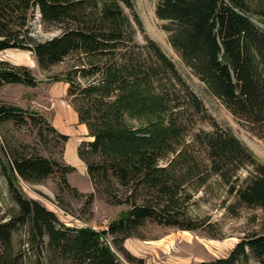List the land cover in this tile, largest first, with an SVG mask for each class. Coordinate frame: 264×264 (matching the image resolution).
Here are the masks:
<instances>
[{"label":"trees","instance_id":"obj_1","mask_svg":"<svg viewBox=\"0 0 264 264\" xmlns=\"http://www.w3.org/2000/svg\"><path fill=\"white\" fill-rule=\"evenodd\" d=\"M37 9L61 33L41 41L29 35L25 27ZM156 14L167 21L170 43L184 63L264 138V0H158ZM8 48L32 51L41 68L71 61L63 80L91 137L81 141L78 155L95 190L129 207L107 231L69 227L24 195L17 180L41 182L61 171L68 187L66 173L74 166L7 148L0 172L14 204L4 209L0 202V264H125L104 234L127 264H145L124 242L140 236L147 222L217 235L209 217L191 212L196 195L212 192L215 184L227 187L223 203L233 215L242 206L264 208V161L211 115L174 60L146 34L134 0H0V50ZM38 82L28 66L0 60V88ZM37 115L0 100V122L29 118L42 134ZM199 120L213 129L187 140ZM51 130L68 141V134ZM94 197L92 192L88 201ZM252 260L264 264V225L227 256L196 264Z\"/></svg>","mask_w":264,"mask_h":264},{"label":"rangeland","instance_id":"obj_2","mask_svg":"<svg viewBox=\"0 0 264 264\" xmlns=\"http://www.w3.org/2000/svg\"><path fill=\"white\" fill-rule=\"evenodd\" d=\"M134 2L146 34L155 39L174 60L187 82L203 99L211 115L222 126L230 128L264 161V138L259 137L246 122L235 117L208 90L206 84L184 63L170 43L169 32L165 29L167 21L160 19L156 14L158 0ZM25 29L39 41L61 33L60 29L43 22L38 9L34 16H30ZM138 37L141 41L144 40L142 33H139ZM0 60L9 61L14 65H26L37 77L39 82L36 87L22 84L4 85L0 89V100L38 114L43 130L42 134L39 133L29 118L23 124L13 120L1 121L0 165L2 160L6 161L5 150L10 148L20 155L39 154L74 166L66 173L68 187L63 183L61 171L36 183L19 179L17 185L24 195L40 200L47 208L55 211L67 226L91 227L100 233L107 231L110 223L129 206L111 203L104 192L96 191L85 161L78 156L79 143L91 137L88 135V128L74 117V115L77 117V111L68 95L69 83L63 80L71 61L66 59L49 68H41L34 53L21 48L0 50ZM132 122L138 124L135 120ZM51 126L62 133H67L68 141L60 139L57 133L51 130ZM212 129L211 122L199 120L187 136V140H191L192 134L196 131ZM241 173L245 177L249 172L243 169ZM213 188L212 192L200 191L196 195L197 203L191 206V212L200 218L209 217L217 235H210L203 229L182 230L147 222L140 229V236L125 240L126 249L133 255L143 258L145 264H196L227 256L245 235L262 230L264 208L242 206L239 213L233 215L226 210L223 203V200L228 198L227 187L215 184ZM92 192L95 193V197L93 202H89L88 197ZM231 201L232 196L229 197L227 204ZM0 202L4 209L14 204L8 193L6 178L1 172ZM103 239L127 264L121 252L114 246L112 237L104 234ZM249 264L259 263L252 260Z\"/></svg>","mask_w":264,"mask_h":264},{"label":"crops","instance_id":"obj_3","mask_svg":"<svg viewBox=\"0 0 264 264\" xmlns=\"http://www.w3.org/2000/svg\"><path fill=\"white\" fill-rule=\"evenodd\" d=\"M1 88H2V87H1ZM1 88H0V89H1ZM75 112H76V111H75ZM76 113H77V112H76ZM76 115H77V117H76L75 115H74V117H75V119H78V121H79L78 113H77ZM75 119H74V120H75ZM74 120H73V121H74ZM82 124H84V123H82ZM84 125H85L86 128H87V125H86V124H84ZM63 133H64V132H63ZM88 133H89V132H88ZM65 134H67V133H65ZM80 143H81V142H80ZM80 143H79V144H80ZM78 146H79V145H78ZM76 148H77V147H76ZM77 153H78V152H77ZM78 156H79V155H78Z\"/></svg>","mask_w":264,"mask_h":264},{"label":"water","instance_id":"obj_4","mask_svg":"<svg viewBox=\"0 0 264 264\" xmlns=\"http://www.w3.org/2000/svg\"><path fill=\"white\" fill-rule=\"evenodd\" d=\"M53 37H54V36H53ZM53 37H51V38H53ZM51 38H50V39H51Z\"/></svg>","mask_w":264,"mask_h":264}]
</instances>
